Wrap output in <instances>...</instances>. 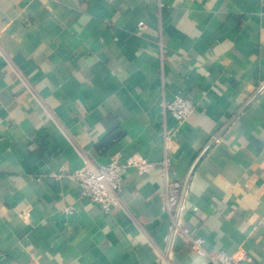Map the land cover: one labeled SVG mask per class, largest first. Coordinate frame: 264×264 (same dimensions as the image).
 Masks as SVG:
<instances>
[{"label": "crops", "instance_id": "obj_1", "mask_svg": "<svg viewBox=\"0 0 264 264\" xmlns=\"http://www.w3.org/2000/svg\"><path fill=\"white\" fill-rule=\"evenodd\" d=\"M117 155L160 168L105 213L69 176ZM174 221L264 264V0H0V264H212Z\"/></svg>", "mask_w": 264, "mask_h": 264}, {"label": "built area", "instance_id": "obj_2", "mask_svg": "<svg viewBox=\"0 0 264 264\" xmlns=\"http://www.w3.org/2000/svg\"><path fill=\"white\" fill-rule=\"evenodd\" d=\"M140 26L142 27L143 23ZM196 107L194 101L181 96L164 105L165 110L176 120L178 127L189 118ZM166 139L168 140L169 137L166 136ZM156 168L160 167L143 156L133 155L124 158L117 155L105 164L86 163L83 168L71 173L69 177L78 184L81 200L97 204L103 212L109 213L114 208L123 206L119 194L123 186L124 174L130 170L145 173ZM161 171L167 172L166 162L161 165ZM178 192L179 186L171 184L166 196L168 209L178 204ZM31 210V206L23 210L21 217L24 221L29 218ZM173 233L178 237L188 238L191 250L200 257L208 258L212 264H247L224 252L210 253L205 249L203 239L189 237L177 221H174Z\"/></svg>", "mask_w": 264, "mask_h": 264}]
</instances>
